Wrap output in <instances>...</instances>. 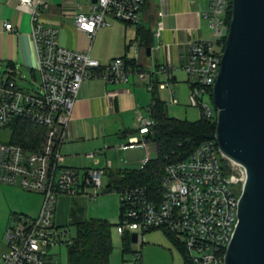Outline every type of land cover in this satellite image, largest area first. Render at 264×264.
Instances as JSON below:
<instances>
[{
	"label": "built area",
	"instance_id": "1",
	"mask_svg": "<svg viewBox=\"0 0 264 264\" xmlns=\"http://www.w3.org/2000/svg\"><path fill=\"white\" fill-rule=\"evenodd\" d=\"M88 5L87 12L75 13L77 29L94 36L99 28L110 26L111 20L136 25L144 0H96ZM231 0H207L200 12L206 27L212 30V39H195L189 43L184 71L189 89V106L199 107L205 117L213 110L203 97L212 96V87L220 68L224 47L221 39L227 35L225 15ZM19 6L29 12L30 37L35 46L39 82L30 91H23L9 76H0V135L7 129V141L0 139V184L18 186L39 194L42 205L35 218L14 217V223L4 232L6 252L0 255L2 264L58 263L53 249L70 241H64L68 230L55 223L58 198L79 197L95 201L102 185L103 169L97 167L75 170L64 167L60 153L61 134L71 119V114L81 86L87 81L100 79L104 83L126 84L131 76L146 85L154 94L166 90L169 104H177L171 85V66H160L166 73V81L155 85V72H141L125 64L118 57L101 64L80 52L63 48L57 43L58 29L43 25L40 16L48 8L43 0H19ZM3 28L14 32L13 24L3 23ZM162 28L157 24L156 35ZM137 48L136 44H132ZM144 112L137 111L134 134L120 149L145 146L152 134L155 121L151 105ZM17 121L28 123L37 129L27 145L11 142L10 126ZM36 142V143H35ZM98 152L87 155L95 164ZM215 138L200 144L185 159L166 165L158 191L149 192L143 187L113 190L120 204V222L116 225L119 235L144 234L160 230L170 235L183 247L191 264H223L225 250L236 228L237 210L242 187L246 179L245 169L228 161L230 170ZM148 159L143 161V165ZM226 160V159H225ZM134 262L140 264V252H133Z\"/></svg>",
	"mask_w": 264,
	"mask_h": 264
},
{
	"label": "crops",
	"instance_id": "2",
	"mask_svg": "<svg viewBox=\"0 0 264 264\" xmlns=\"http://www.w3.org/2000/svg\"><path fill=\"white\" fill-rule=\"evenodd\" d=\"M43 1L48 8L41 14L40 20L43 25L58 29L59 46L88 52L92 59L103 65L118 57L134 60L139 71H156V74L152 73L155 85L165 82L167 76L158 68L169 65L172 89L182 73L186 82L184 66L189 43L195 39H212V34L206 37L208 28L200 16L207 6V0H144L138 24L127 26L111 20L110 26L99 28L94 36L79 31L73 19L75 13L88 11L89 0ZM4 22L13 24L15 31H6ZM158 23H161L162 28L156 35ZM138 29L141 30L140 35ZM133 43L137 46L136 50ZM129 51L132 56L127 58L126 52ZM0 76L12 77L21 90L18 81L30 79L33 85L34 81L39 82L37 56L30 37L29 12L19 6V0H0ZM154 92H148L146 85L134 75L126 84L104 83L100 79L84 83L77 95L71 119L61 134L63 166L75 170L99 168L100 157L114 149L118 152L145 149L146 156L141 161L147 157L152 159L147 143L145 146L126 149L119 148L121 142L126 143L125 140L119 141L117 147L106 144L107 138L112 140V135L125 139L131 134L133 129L128 131L127 128L134 126L137 111L144 112L147 107V94L151 104L152 95L156 97L159 91L155 89ZM93 152H98L97 164L87 157ZM78 199L65 196L58 198L54 217L58 226L68 225L69 219L75 220L77 209L74 207L76 211L72 212L71 206L77 205ZM6 250L4 241L0 255Z\"/></svg>",
	"mask_w": 264,
	"mask_h": 264
},
{
	"label": "water",
	"instance_id": "3",
	"mask_svg": "<svg viewBox=\"0 0 264 264\" xmlns=\"http://www.w3.org/2000/svg\"><path fill=\"white\" fill-rule=\"evenodd\" d=\"M231 7L212 87L214 138L222 156L245 169L246 179L223 264H264V0H231ZM131 242L137 243L136 233Z\"/></svg>",
	"mask_w": 264,
	"mask_h": 264
},
{
	"label": "rangeland",
	"instance_id": "4",
	"mask_svg": "<svg viewBox=\"0 0 264 264\" xmlns=\"http://www.w3.org/2000/svg\"><path fill=\"white\" fill-rule=\"evenodd\" d=\"M211 34L212 30L208 29L206 31V37H209ZM131 56V51L126 52L127 58ZM178 81L179 82L174 86V89H172L174 92L173 97L177 104H169L170 96L166 90H159L158 95L155 98L166 104L167 117L195 122L201 118L202 112L199 107L193 108L189 106V89L185 82L184 73L178 76ZM32 82L33 81L30 79H27L23 82L18 81V84L24 91L28 92L38 84L37 81H34V85ZM146 101V105L148 106L150 104V96L148 94ZM203 103L208 104L216 115L214 105L208 95L203 97ZM133 128L134 126H129L127 129L130 131ZM132 135L136 136L134 133ZM112 136V140L107 138L106 146L115 145L117 147L119 141L125 140L127 142L129 137L120 139L116 135ZM8 138L9 131L6 129L4 133L0 135V139L7 141ZM147 144L150 148V157L154 158L156 156L155 143L148 141ZM120 145H122V142ZM114 150H111L109 153H106L105 156L100 157L99 169H104V174L101 176L102 190L97 199L95 201H89L86 198L80 199L79 197H76L79 198L77 200V205H70L73 207L71 210L72 212L77 209L75 221L82 219H106L112 225V249L109 255V264H137L134 262L132 251L140 252V264H186L181 249L172 243L167 234L160 230H151L144 234H139L138 242L131 244V252L124 253L122 251L121 236L116 232V225L120 222V204L118 196L106 189L110 179L109 173L119 170L124 171L125 169L138 170L142 167V162L144 161H141V159L146 155L145 149L141 148L120 152ZM146 159H148V157ZM224 167L227 171L230 170L227 161H225ZM41 205L42 197L39 194L28 192L18 186L0 184V250H2L4 246V232L8 226L14 223V217L22 216L21 214H23V216L25 215L28 219L35 218L39 214L38 212L40 211ZM74 207L76 208L74 209ZM80 211L83 213H79ZM69 221L71 222L72 219H69ZM65 229L68 230V232L64 241L76 237V229L74 226L71 225ZM53 251L56 254L58 264L67 263L65 244L54 248ZM0 264H2L1 259Z\"/></svg>",
	"mask_w": 264,
	"mask_h": 264
},
{
	"label": "trees",
	"instance_id": "5",
	"mask_svg": "<svg viewBox=\"0 0 264 264\" xmlns=\"http://www.w3.org/2000/svg\"><path fill=\"white\" fill-rule=\"evenodd\" d=\"M231 9V2H229L225 15L227 25L231 19ZM138 34H141L140 29H138ZM220 41L224 47L225 38H222ZM125 64L129 67L139 69L134 60L125 58ZM209 97L212 101V96L210 95ZM166 108V104L158 99L151 105L152 118L156 124L153 127L152 134L147 137V141L155 143L156 156L149 159L138 170L110 172L109 183L106 186L107 191H121L130 187H143L150 193L156 190L158 191L165 167L168 163L187 158L200 144L214 139L216 126V115L214 113L209 118L201 114L199 120L189 122L167 117ZM10 128L13 131L11 142L21 146H26L27 139H31L34 132H37L34 126L21 121L12 124ZM133 133L134 130L129 136ZM222 161L225 166V161L227 160L223 159ZM71 225L76 229V237L71 238L65 244L67 253L66 264H109V255L112 249V225L106 219H82L77 221L73 220L63 227L68 228ZM120 236L122 240V251L124 253L131 252L132 242L130 235L126 233ZM168 237L172 243L181 249L185 263L191 264L185 256L183 247L173 237L170 235Z\"/></svg>",
	"mask_w": 264,
	"mask_h": 264
}]
</instances>
